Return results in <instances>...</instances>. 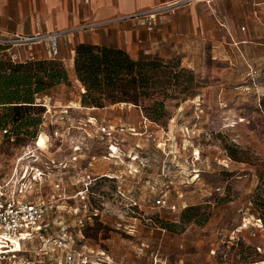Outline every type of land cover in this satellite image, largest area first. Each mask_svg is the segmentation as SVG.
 Wrapping results in <instances>:
<instances>
[{
	"label": "rangeland",
	"instance_id": "obj_1",
	"mask_svg": "<svg viewBox=\"0 0 264 264\" xmlns=\"http://www.w3.org/2000/svg\"><path fill=\"white\" fill-rule=\"evenodd\" d=\"M229 47L234 52L227 50L225 57L214 54L215 58L209 54L189 62L191 67L175 53L164 58L194 71L197 93L183 102H168L166 118L148 119L146 132L120 142L124 154L117 160L119 178L101 177L89 191L101 213L84 232L89 244L107 249L124 264H264L259 258L245 262L238 254L241 241L264 254V227L251 208L258 184L255 166L231 159L224 148L236 143L264 156V29H259L255 42ZM48 94L68 101L82 91L54 87ZM107 107L103 117L114 122L138 126L147 117L132 103ZM113 147L105 139L93 142L100 155ZM20 153L21 141L0 133V178L20 165ZM99 161L111 162L102 157ZM128 164L137 170L123 173ZM51 186H44V196L62 194ZM79 189L72 186L70 194ZM162 195L166 206L155 205ZM81 204L80 197L55 202L44 221L47 232L75 226L74 210ZM197 205L200 222H190L182 230L162 227L163 221L179 223L182 211Z\"/></svg>",
	"mask_w": 264,
	"mask_h": 264
},
{
	"label": "crops",
	"instance_id": "obj_2",
	"mask_svg": "<svg viewBox=\"0 0 264 264\" xmlns=\"http://www.w3.org/2000/svg\"><path fill=\"white\" fill-rule=\"evenodd\" d=\"M166 1L169 0H0V34L31 35L39 31H64L58 40L59 54L56 58L63 61L72 82L55 88L64 91L73 86L83 92L85 88L75 72V48L79 43L122 48L133 58H169L175 53L191 67L189 62L201 60L209 54L225 57L228 51H233L230 45L240 49L242 44L255 42L259 29H264V0H217L214 7L219 13L213 12L204 2H195L162 16L154 28L135 20L112 22L96 28L86 27L96 21L133 13ZM243 26L244 30L241 29ZM8 52L17 61L52 58L44 43L30 47L15 46L9 48ZM43 95L48 96L53 104H81V94L77 99L68 101L58 100L53 94ZM107 108L84 107L76 114L94 115L102 123L122 124L103 117ZM143 119L139 122V128H142ZM51 129L44 127L43 131L47 134ZM126 136H122L123 141ZM95 140L102 139H92L89 149L74 163L70 162L72 151L66 144L47 152L50 159L69 162L68 168L63 170V182L67 184L68 192H71L69 188L73 186L81 168H87L99 177L119 178L117 160H122V156L119 159L104 158L105 154L100 155L93 150ZM105 141L109 143L107 139ZM100 157L111 162L99 161ZM133 169L137 170L128 164L125 165V172H122L131 174ZM124 180L118 183L123 184Z\"/></svg>",
	"mask_w": 264,
	"mask_h": 264
},
{
	"label": "built area",
	"instance_id": "obj_3",
	"mask_svg": "<svg viewBox=\"0 0 264 264\" xmlns=\"http://www.w3.org/2000/svg\"><path fill=\"white\" fill-rule=\"evenodd\" d=\"M216 1L169 0L133 13L96 21L86 27L96 28L112 22L135 20L154 28L162 16L195 2H204L213 12L219 13L214 7ZM63 33L56 30L31 35L0 34V45L11 48L44 43L49 56L55 58L59 54L58 40ZM11 59L15 60L12 55ZM37 101L45 107L39 133L35 139L21 145L18 157L20 165L14 167L8 176L0 178V264H124L107 249L89 244L84 236L85 225L101 215L100 208L94 206L89 196V191L101 177L87 168H81L73 183V186H80L81 189L71 195L63 182V170L68 168L69 162L50 159L47 152L66 144L72 151L70 162L74 163L89 149L92 139L101 138L114 146L104 158L119 159L124 154L119 147L123 142L122 136L142 135L148 130V118L144 117L142 128L135 124L102 123L94 115L76 114L77 110L85 107L82 104H53L43 94L38 96ZM44 127L52 129L45 134ZM0 133L7 134V130L2 129ZM42 137L43 144L40 143ZM9 139L13 140L12 137ZM131 158L136 159L133 155ZM47 183L57 188L55 191L62 189V194L53 192L44 196L42 190ZM117 187L121 192L122 186ZM77 197H80L82 204L74 210L77 215L75 226L64 225L57 233L47 232L48 224L44 225V221L54 203ZM166 203L163 195L154 202L157 206H166Z\"/></svg>",
	"mask_w": 264,
	"mask_h": 264
},
{
	"label": "trees",
	"instance_id": "obj_4",
	"mask_svg": "<svg viewBox=\"0 0 264 264\" xmlns=\"http://www.w3.org/2000/svg\"><path fill=\"white\" fill-rule=\"evenodd\" d=\"M8 49L0 45V132L6 129L7 134L2 136L23 145L35 139L40 130L45 107L37 101L38 96L72 81L62 60H12ZM75 52V72L85 88L81 94L85 107L132 103L142 109L146 118L160 122L168 115V102H183L197 93L194 71L176 59L133 58L122 48L89 42L77 44ZM224 148L231 159L255 166L258 184L251 196V208L264 227V156H255L250 148L236 143L225 144ZM199 210L198 205L187 206L179 223L163 221L161 225L164 229L182 230L190 222H200ZM88 225L92 224L87 223L84 232ZM238 249L245 262L264 260V254L243 241L238 243Z\"/></svg>",
	"mask_w": 264,
	"mask_h": 264
},
{
	"label": "bare ground",
	"instance_id": "obj_5",
	"mask_svg": "<svg viewBox=\"0 0 264 264\" xmlns=\"http://www.w3.org/2000/svg\"><path fill=\"white\" fill-rule=\"evenodd\" d=\"M43 140H44V138L42 137V138L40 139V143H41V144H43Z\"/></svg>",
	"mask_w": 264,
	"mask_h": 264
}]
</instances>
